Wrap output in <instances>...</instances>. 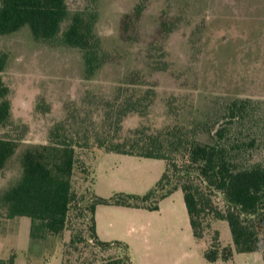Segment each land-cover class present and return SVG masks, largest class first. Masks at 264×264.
<instances>
[{"label": "rangeland", "instance_id": "rangeland-1", "mask_svg": "<svg viewBox=\"0 0 264 264\" xmlns=\"http://www.w3.org/2000/svg\"><path fill=\"white\" fill-rule=\"evenodd\" d=\"M66 3L75 12L86 9L89 1ZM137 6L140 12L135 15ZM95 10L102 65L90 78L84 77L81 52L58 39L35 40L26 25L0 36L12 119L24 129L0 172V192L18 178L20 153L44 142L51 123L71 106L98 116L106 101L145 90L150 91L145 101L149 108L142 116L126 115L123 131L190 125L205 118V136L230 100L249 99L246 110L252 118H245L244 132L254 131L258 146L247 160L264 166V0H96ZM161 23L169 32L161 31ZM38 103L48 110H38ZM86 161L93 170L91 193L101 199L143 196L164 170L160 160L101 151L89 153ZM74 174L77 185L80 174ZM167 178L169 188L181 179H196L185 169H169ZM211 197L223 208L220 194ZM70 218L60 236L34 242L28 218L0 222V264H109L120 258L125 264H210L202 256L209 239L200 245L193 241L180 190L161 200L155 211L98 204L95 233L100 242H112L111 250L91 246L84 232L86 220L74 212ZM209 225L222 245L232 247L225 221L211 220ZM260 233L264 235V228ZM214 264L263 262L258 253L234 252L231 260Z\"/></svg>", "mask_w": 264, "mask_h": 264}, {"label": "trees", "instance_id": "trees-1", "mask_svg": "<svg viewBox=\"0 0 264 264\" xmlns=\"http://www.w3.org/2000/svg\"><path fill=\"white\" fill-rule=\"evenodd\" d=\"M88 1L86 9L70 12L66 0H0V36L26 25L35 40L58 39L61 45L81 52L84 77L90 78L102 61L94 33L96 0ZM139 12L137 6L133 14ZM160 28L169 32L166 23ZM6 58L0 52V172L14 155L24 132L12 119L11 89L2 75ZM148 94L150 91L145 90L121 99L114 97L106 101L98 116L71 106L52 122L44 142L27 147L18 156L19 176L0 192V219L28 218L29 238L34 242L60 236L69 228L74 212L86 220L84 232L91 246L111 250L109 243L98 241L95 235L94 210L98 204L155 211L159 200L179 189L193 239H209L202 252L206 262H227L234 252H256L264 263V235L260 233L264 228V166L247 160L258 146L254 131L244 132L245 118H252L246 110L249 99L230 100L223 116L213 121L205 136L202 128L209 122L205 118L190 121V125L152 130L141 126L123 131L126 115L142 116L149 108L150 103L145 102ZM36 108L48 110L42 103ZM95 151L161 160L164 170L154 188L143 196L118 194L101 199L91 193L93 170L86 161L87 155ZM169 169H185L196 179H181L169 188ZM76 171L80 174L77 185ZM86 183L88 189L83 188ZM214 193L221 195L223 208L213 201ZM211 220L227 223L232 247L222 245L216 231L212 234ZM109 264L125 262L120 258Z\"/></svg>", "mask_w": 264, "mask_h": 264}, {"label": "crops", "instance_id": "crops-1", "mask_svg": "<svg viewBox=\"0 0 264 264\" xmlns=\"http://www.w3.org/2000/svg\"><path fill=\"white\" fill-rule=\"evenodd\" d=\"M131 157H133V156H131ZM143 159H147V158H143ZM161 161V160H160ZM163 162V161H162ZM177 190H179V189H177ZM176 191V190H175ZM174 192V191H173ZM170 195V194H169ZM168 195V196H169ZM168 196H166V197H168ZM166 197H164V198H166ZM163 198V199H164ZM163 199H161V200H163ZM161 200H159V202H158V205H159V203H160V201ZM110 206H114V205H110ZM115 207H121V208H131V207H122V206H115ZM96 208V207H95ZM185 208V207H184ZM134 209H137V208H134ZM139 209H142V208H139ZM158 210V209H157ZM186 212V211H185ZM94 213H95V210H94ZM18 218V217H17ZM186 218H187V215H186ZM14 219V218H13ZM4 220H12V219H0V222H2V221H4ZM187 221H188V219H187ZM188 225H189V223H188ZM189 229H190V227H189ZM94 230H95V221H94ZM190 233H191V230H190ZM95 235H96V233H95ZM191 236H192V234H191ZM96 238H97V236H96ZM192 239H193V237H192ZM97 240L99 241V239L97 238ZM193 241L196 243V244H199L200 245V243L202 242V241H200V242H197V241H195L194 239H193ZM112 242H110V244H111ZM118 243V242H117ZM119 244H121V243H119ZM122 246H124L123 244H121ZM205 246H206V244H205ZM205 246L203 247V249L205 248ZM202 252H203V250H202ZM256 253V252H255ZM259 254V253H258ZM260 255V254H259ZM261 257V256H260ZM204 259V258H203ZM261 260H262V258H261ZM217 262H219V261H217ZM222 262V261H221ZM263 262V261H262ZM208 263V262H207ZM216 263V262H215ZM211 264V263H210ZM214 264V263H213ZM264 264V263H263Z\"/></svg>", "mask_w": 264, "mask_h": 264}]
</instances>
